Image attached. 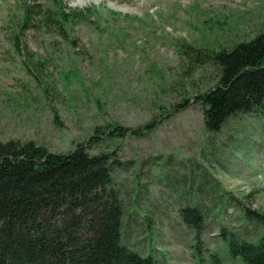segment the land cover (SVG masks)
Returning <instances> with one entry per match:
<instances>
[{"label": "rangeland", "instance_id": "rangeland-1", "mask_svg": "<svg viewBox=\"0 0 264 264\" xmlns=\"http://www.w3.org/2000/svg\"><path fill=\"white\" fill-rule=\"evenodd\" d=\"M59 1L84 21L45 24L55 0H0V141L113 151L127 246L158 264H245L224 240L262 232L264 112L207 132L197 95L218 76L208 53L264 30V0ZM24 7L33 12L21 27ZM115 124L141 133L88 144ZM182 207L198 209L199 225Z\"/></svg>", "mask_w": 264, "mask_h": 264}, {"label": "trees", "instance_id": "trees-1", "mask_svg": "<svg viewBox=\"0 0 264 264\" xmlns=\"http://www.w3.org/2000/svg\"><path fill=\"white\" fill-rule=\"evenodd\" d=\"M55 1L57 15L45 10V24L69 25L86 18ZM32 12L24 7L21 27ZM190 51L196 59L202 56L199 49L184 50ZM206 56L218 68L216 83L197 95L207 132L217 131L233 114L264 112V30ZM189 101L183 99L175 108H185ZM155 126L149 121L143 127ZM127 131L140 132L117 124L106 131L95 127L88 144L123 137ZM86 143L51 152L33 140L0 141V264H158L151 253H139L122 241L124 208L112 177L114 153H91ZM197 210L182 207L180 214L189 225H199L202 214ZM261 226L255 241L236 236L224 240L227 254L245 264H264V218Z\"/></svg>", "mask_w": 264, "mask_h": 264}, {"label": "bare ground", "instance_id": "bare-ground-1", "mask_svg": "<svg viewBox=\"0 0 264 264\" xmlns=\"http://www.w3.org/2000/svg\"><path fill=\"white\" fill-rule=\"evenodd\" d=\"M79 1H83V0H79Z\"/></svg>", "mask_w": 264, "mask_h": 264}]
</instances>
